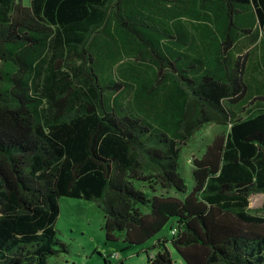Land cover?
<instances>
[{"label": "trees", "instance_id": "trees-1", "mask_svg": "<svg viewBox=\"0 0 264 264\" xmlns=\"http://www.w3.org/2000/svg\"><path fill=\"white\" fill-rule=\"evenodd\" d=\"M257 48L264 0H0V264L68 252L62 197L97 201L107 241L170 224L150 264H176L171 246L186 264H264ZM210 123L230 127L193 159L191 192L150 196L187 193L181 152Z\"/></svg>", "mask_w": 264, "mask_h": 264}, {"label": "rangeland", "instance_id": "rangeland-1", "mask_svg": "<svg viewBox=\"0 0 264 264\" xmlns=\"http://www.w3.org/2000/svg\"><path fill=\"white\" fill-rule=\"evenodd\" d=\"M256 53L258 56L261 54L260 57L264 55L259 48ZM257 77L264 82V66L263 69H258ZM256 103L253 101V104H248L247 108H253ZM229 127L215 123L206 124L183 148L179 159V171L187 184L186 194H179L174 190L151 192L147 189L149 195L169 194L180 198L187 196L194 186L193 159L202 157L214 138L217 135L226 134ZM138 186L143 188V184ZM60 206L61 213L56 222V229L59 238L68 245L69 249L67 253L51 258L50 264H106L107 257L112 264H150L146 249L150 248L157 238L171 234L169 224L155 239L149 240L144 245L128 246L121 237L115 241H107L103 230L104 216L97 201L62 197ZM250 207L264 216V194L252 195ZM171 251L176 264H186L172 246ZM114 254L119 257H113Z\"/></svg>", "mask_w": 264, "mask_h": 264}, {"label": "built area", "instance_id": "built-area-1", "mask_svg": "<svg viewBox=\"0 0 264 264\" xmlns=\"http://www.w3.org/2000/svg\"><path fill=\"white\" fill-rule=\"evenodd\" d=\"M113 257L118 258V255L117 254H114Z\"/></svg>", "mask_w": 264, "mask_h": 264}]
</instances>
